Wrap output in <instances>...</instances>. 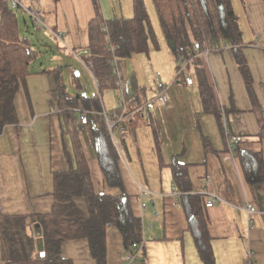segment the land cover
<instances>
[{
    "label": "trees",
    "instance_id": "1",
    "mask_svg": "<svg viewBox=\"0 0 264 264\" xmlns=\"http://www.w3.org/2000/svg\"><path fill=\"white\" fill-rule=\"evenodd\" d=\"M51 1L55 6L59 2ZM152 4L162 35L175 61L186 59L187 55L192 58L188 70L197 84L202 112L214 117L226 144L227 137L232 141L233 154L239 160L244 180L250 186L264 184L261 149L264 144V108L254 91L231 0H152ZM92 6L94 17L87 24V45L83 49L87 54L84 53L80 61L88 67L91 81L101 93L102 90L116 88L113 62L119 67L121 60L132 55L147 54L150 48L158 50L159 45L144 0H131L130 18L105 20L99 0H92ZM16 10L11 8L9 0H0V134L7 126H13L16 132L19 128L20 131L15 97L27 78L31 75H50L55 84L57 116L69 168L52 175L50 195L53 203L49 213L4 215L0 212V262L71 264L62 258L61 247L66 242L82 239L87 242L95 264H107L108 229L115 228L119 232L124 251H129L133 244H140L144 239L141 218L134 214L131 197L124 188L120 151L107 130L98 97L82 93L68 94L59 68L30 71L32 62L41 53L31 48L29 39L22 35ZM26 18L33 27L32 20L28 16ZM25 31H28L27 26ZM226 47L230 48L242 77L251 102V111L259 127L257 137L250 141L233 140L229 133L226 137L224 111L205 67V51L220 53ZM76 87L81 88L78 83ZM78 108L88 114L92 154L102 177L101 190H96L92 182L80 134L69 127ZM106 113H120V109L117 107ZM142 118L148 120L152 131L153 152L158 169L168 168L171 184L179 194L177 203L186 221L185 231L192 238L199 261L201 264H215L205 201L202 196L191 193L189 165L178 162L180 154L173 155L171 162L165 165L161 158L157 122L151 114L148 118ZM124 125L126 133L120 136L134 133L128 123ZM202 142L205 154L214 152L206 137L202 136ZM37 239L42 244L40 250L36 247Z\"/></svg>",
    "mask_w": 264,
    "mask_h": 264
},
{
    "label": "crops",
    "instance_id": "2",
    "mask_svg": "<svg viewBox=\"0 0 264 264\" xmlns=\"http://www.w3.org/2000/svg\"><path fill=\"white\" fill-rule=\"evenodd\" d=\"M19 2L24 7L36 10L40 17V10L45 9L51 16L47 17L49 29L62 34L63 42L72 49L84 52L87 45V24L94 17L92 0H59L56 6L51 0ZM99 3L105 20L131 16V5L128 6L131 0H99ZM231 4L241 31L243 53L253 78L254 91L264 108V0H231ZM41 19L43 21L42 17ZM26 37L31 48L37 50L35 48L38 47V42L35 43L27 35ZM166 49L168 56L161 63V77L163 82L170 84L167 89L168 107L161 108L162 110L155 107L159 109L157 115L163 111L167 116H172L183 107L189 120L196 119L204 113L198 88H192L195 81L191 78L192 84L187 85L189 88L185 90L181 86L184 76H189L187 73L190 69L188 70V66L185 68L180 76V84L174 83L178 65L175 59L173 62L174 57H171L169 47ZM229 49L226 47L220 53L203 55L205 67L219 105L224 111L231 139L250 141L257 137L259 127ZM42 70L44 69L36 72ZM54 87V80L50 75L29 76L15 98L20 131L19 128L16 132L13 126H7L0 134V212L4 215L49 213L53 203L50 195L52 175L69 168L63 151L58 107L51 103V98L55 97ZM138 102L136 99L129 106L126 105L127 110L131 107L136 110L140 105ZM131 110L129 111L134 112ZM172 119L173 117H165L168 122ZM201 120L203 128L199 125L200 132H204L203 136L208 139L214 152L205 154L201 137L193 133L194 147L184 145L185 151L180 153L182 156L179 162L189 165L191 193L202 194L204 201H213L212 207L205 209V213L215 264H264V184L250 186L246 183L239 160L233 153L229 154L214 118L201 117ZM133 123L134 118L130 125ZM83 133L87 137V143ZM79 134L92 182L96 190H101L102 177L93 158L89 126H85ZM65 142L68 143L67 140ZM261 149L264 160V144ZM179 151L180 147H175L170 154L171 159ZM120 171L125 191L131 197L134 214L139 218L144 216V222L148 224L146 228L150 226L143 235L144 245L139 263L137 261L135 264H201L192 238L185 231L186 221L177 203L178 196L171 194L173 186L169 172L163 174L159 171V176L154 173L149 180L151 186L146 184L144 187L134 182L133 169L121 168V162ZM141 188H146L151 193L147 200L154 210V216L148 213L147 208L140 216L137 196ZM218 199L226 203H221ZM248 204L257 212L247 215L242 207ZM41 246V241L37 239V249L40 250ZM123 253L119 232L115 228L108 229L107 264H123ZM61 255L71 264H95L89 254L87 242L82 239L64 243Z\"/></svg>",
    "mask_w": 264,
    "mask_h": 264
},
{
    "label": "rangeland",
    "instance_id": "3",
    "mask_svg": "<svg viewBox=\"0 0 264 264\" xmlns=\"http://www.w3.org/2000/svg\"><path fill=\"white\" fill-rule=\"evenodd\" d=\"M144 1L146 2V7L149 11L148 13L156 34L159 48L158 50L150 48L147 54L132 55L129 58L121 60L118 67L119 79L121 82L120 89L109 88L102 90V92L99 93L98 89L92 83L89 73L84 68L83 63L80 61L83 51L74 50L69 47L66 42L55 40L47 33L35 31L26 16L18 9L16 10V15L19 20L22 35H27L35 43L38 42V47L35 49L41 53L38 59L32 62L30 71L34 72L40 69L51 70L54 68H59L61 80L65 85L68 94L73 95L82 93L90 97L96 96L99 98L102 110L105 112L119 107V103H121L123 99L125 105L128 106L136 99L139 101L138 103L142 105L151 101L155 96L154 84L155 76L157 74L158 81L162 83L166 89H168L170 86L168 82H163L161 77V69L163 68L161 67V63L163 60H167L168 52L166 48H168V46L160 30L159 22L153 9L152 0ZM130 5L131 3H129L128 6ZM40 13L41 17L43 18L44 25L49 28L50 26H48L47 17L51 16L47 14L45 9L40 10ZM26 26L28 27L27 32L25 31ZM171 57L173 58L172 54ZM187 75L193 79V75L190 71L187 73ZM76 79L77 82L75 83ZM77 83L81 86L80 89L76 87ZM181 86L184 88V90L185 88H189L183 82L181 83ZM192 88L197 90L196 83L193 84ZM20 90L21 88L19 91ZM121 91L123 98L121 96ZM54 95L55 97L53 96V98H51V103L58 107L57 96L55 93ZM135 97L137 98L135 99ZM157 107L160 108L158 105ZM158 108L153 109L150 113L159 127L158 139L160 142L161 158L163 163L167 165L169 162H171L170 154L173 153L172 151L175 149V147H180V151L178 152L179 154L185 151L184 145H187L188 147H194L195 141L192 136L193 133H196L199 138L201 137L202 141L204 132H200V126L202 127L203 123L201 117H208L212 115L201 114L196 119L193 118L189 120L187 115H185L187 111L183 107L179 108L177 113L172 116H167L163 111L157 115L159 110ZM128 109H132L131 111L135 110L133 107ZM160 110L162 109L160 108ZM165 117H173V119L172 121L168 122L165 121ZM133 118L134 123L131 125L129 124V127L133 128L134 133H127L126 135L120 136L119 138L121 139L119 146V151L121 154V168L133 169L135 173L134 182L138 185H143L144 187H146L147 184L150 187L151 183L149 180L154 173L156 176H159V171H161L163 174L164 172L168 173L169 171L168 168H164L162 170L158 169L157 160L153 152L152 131L148 126V120L145 121V119L142 118L141 113H134ZM83 135L85 142L87 143V137H85L84 133ZM181 156L182 155H179L177 159L178 162ZM143 201L146 203L148 213H151V215L154 216V210L151 208L148 200L144 199ZM141 219L144 235L146 232L145 230L147 229L146 225L148 224L144 222V216Z\"/></svg>",
    "mask_w": 264,
    "mask_h": 264
},
{
    "label": "built area",
    "instance_id": "4",
    "mask_svg": "<svg viewBox=\"0 0 264 264\" xmlns=\"http://www.w3.org/2000/svg\"><path fill=\"white\" fill-rule=\"evenodd\" d=\"M110 1L116 2V0H110ZM9 3H10V6L12 9L21 10L26 16H28L32 20L33 28L36 31H41L43 33H47V34L51 35L52 37H54L56 40L63 42V35L47 28L44 25L39 13L36 10L22 6L20 4L19 0H9ZM84 53L87 54V52H83V54ZM209 53H213V52L205 51L203 53V55L207 56ZM191 60H192V58H190L187 55L186 59H178L176 61L178 68L175 71V75L173 78L174 83L180 84V82H181L180 76L183 74V71L185 70V68L191 63L190 62ZM113 63H114L113 74L117 79L116 80V88L120 89L121 88V82L119 79L118 66L115 62H113ZM83 66L87 70V72L89 73L88 67L85 66L84 64H83ZM157 77H158V74L155 76V84H154L155 96H154V99H152L149 102H146L143 105H139L136 108V110H134V112H130L129 110H127V106L124 103V99L121 103H119L118 108L120 109V113H114L112 115H109L105 111H102V116L105 120L107 130L109 131L111 139H112L114 145L118 148V150H119L118 136L126 133V127L124 124L125 123L130 124V122L133 120L132 116H134V113H141L142 116H144L145 118H148L149 115L151 114L150 112L155 107H157V105L162 109H165L168 107V99L166 96V90L167 89L164 87V85L162 83H160L158 81ZM183 82L186 85H191L192 79L190 76H184ZM94 86L96 87L95 84H94ZM121 96L123 98L122 91H121ZM75 113H76V117H75L73 122L69 123V127L71 129H73L75 132L81 133L83 128L85 126H87V124H88V114L86 112H84L81 108H78L77 110H75ZM223 125H224L225 135L227 137L229 132L227 131L225 118H223ZM227 148H228L229 154L232 155V153H233L232 141L230 139H228V137H227ZM206 179H207L206 182H208V177ZM171 194L173 196H179V194L174 190V188L172 189ZM196 195L202 196V194H198V193ZM150 196H151V193L148 190H145L143 188L140 189L138 196H137L138 200H139L140 216H142V213L147 208L146 203L143 200L149 198ZM218 201L221 203H226L225 201H223L221 199H218ZM212 205H213L212 200L205 201V208L206 209L211 208ZM242 209L247 215H250V214L257 212L256 209L251 204L243 206ZM147 229H150V226ZM143 245H144V239L140 244H133L129 251H124L122 258H121L123 264H135L140 258V252L143 248Z\"/></svg>",
    "mask_w": 264,
    "mask_h": 264
},
{
    "label": "bare ground",
    "instance_id": "5",
    "mask_svg": "<svg viewBox=\"0 0 264 264\" xmlns=\"http://www.w3.org/2000/svg\"><path fill=\"white\" fill-rule=\"evenodd\" d=\"M89 55V54H88ZM72 169V168H71Z\"/></svg>",
    "mask_w": 264,
    "mask_h": 264
}]
</instances>
